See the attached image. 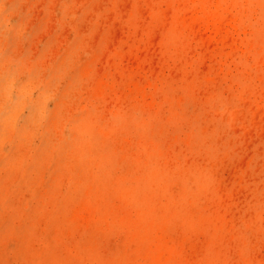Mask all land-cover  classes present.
<instances>
[{"label": "rangeland", "instance_id": "rangeland-1", "mask_svg": "<svg viewBox=\"0 0 264 264\" xmlns=\"http://www.w3.org/2000/svg\"><path fill=\"white\" fill-rule=\"evenodd\" d=\"M215 2L0 0V264H264V0Z\"/></svg>", "mask_w": 264, "mask_h": 264}, {"label": "bare ground", "instance_id": "bare-ground-1", "mask_svg": "<svg viewBox=\"0 0 264 264\" xmlns=\"http://www.w3.org/2000/svg\"><path fill=\"white\" fill-rule=\"evenodd\" d=\"M223 3H226V0H216L217 5H221ZM234 6V5H233ZM238 8V7H237ZM234 6V11H230L229 14L227 15L228 17L225 19V22L227 21L228 24H238V26L244 24V16H243V11H238Z\"/></svg>", "mask_w": 264, "mask_h": 264}]
</instances>
